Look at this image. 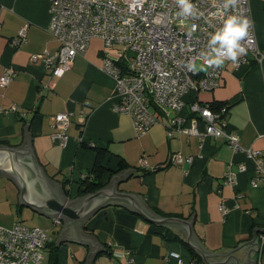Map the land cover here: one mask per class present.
<instances>
[{
  "label": "crops",
  "instance_id": "0c3cea01",
  "mask_svg": "<svg viewBox=\"0 0 264 264\" xmlns=\"http://www.w3.org/2000/svg\"><path fill=\"white\" fill-rule=\"evenodd\" d=\"M48 9L49 0H0V76L6 68L15 71L12 81L0 87V142L20 147L28 136L45 176L68 199L86 195L77 194L78 180L94 166L99 148L106 185L120 172L133 170L118 182V190L141 195L158 216L188 219L193 213V233L207 252L225 253L250 241L254 226L264 228V187L251 185L257 174L255 159L248 158L244 150H232L224 138H169L162 123L136 136L130 117L114 110V80L100 69L108 51L101 39H92L85 52L76 55L71 69L53 78L43 62L30 61L31 55L58 50L59 44L48 30ZM249 9L257 45L264 51V0H249ZM25 25L24 41L12 45ZM247 59L236 69L226 61L216 89L186 94L184 113L192 101L228 105V129L236 133L242 149L262 152L264 166V58L260 63L251 55ZM11 105L17 110L1 111ZM62 112L70 113L63 144L53 138L57 132L54 115ZM198 128L203 131V123ZM178 152L192 156L193 162L171 163V156ZM141 157L145 166L139 162ZM120 162L127 167L113 172ZM239 163L245 166L243 171H238ZM229 166L236 173L234 184L225 183ZM1 180L0 227L33 222L38 217L37 227L52 235L40 264H84L90 245L68 240L56 245L65 223H54V218L20 203L18 186L6 176L0 175ZM220 204L229 209L225 216L218 209ZM150 224L128 208L104 205L82 225V232L93 234L104 247L90 264H191L192 257L181 242L151 232ZM165 228L184 239L180 229ZM252 257L255 263L264 264V247Z\"/></svg>",
  "mask_w": 264,
  "mask_h": 264
},
{
  "label": "built area",
  "instance_id": "2783aa9c",
  "mask_svg": "<svg viewBox=\"0 0 264 264\" xmlns=\"http://www.w3.org/2000/svg\"><path fill=\"white\" fill-rule=\"evenodd\" d=\"M192 3L200 13L196 18L178 16L176 0H49L48 30L58 42V50L54 54L44 51L31 55L30 61L43 62L51 76L58 78L71 69L76 55L84 53L92 39H101L108 51L103 54L100 69L114 80L117 93L114 110L130 117L136 136L162 123L169 138L175 135L197 136L201 141L208 137L224 138L232 150H244L248 158L255 159L257 174L251 185L264 187L262 152L241 148L236 133L228 129L226 105L213 109L208 103L192 101L188 113H184L186 94L212 91L220 86L222 67L193 72L187 65L192 60L203 65L199 53L206 50L210 34L221 26L227 14L249 21L247 37L242 41L246 52L235 62L227 60L232 68L246 64L247 55L258 63L264 58V51L257 45L249 0H234L226 13L224 0H192ZM25 37L26 25L19 29L11 44L16 46ZM14 76V69L6 68L0 76V87H6ZM16 110V105L1 109L5 113ZM54 122L57 132L53 138L63 144L70 113L55 114ZM200 122L203 131L198 128ZM145 161L144 157L139 159L142 166ZM170 162L192 163L193 157L178 152L171 156ZM230 169L229 166L225 183L234 184L236 173ZM244 169L239 163L238 171ZM218 209L223 216L229 210L223 204ZM54 223L60 220L54 219ZM50 242L52 235L40 227L22 222L9 228L0 227V264H40ZM257 244L256 249L261 252L264 232Z\"/></svg>",
  "mask_w": 264,
  "mask_h": 264
},
{
  "label": "water",
  "instance_id": "95a60500",
  "mask_svg": "<svg viewBox=\"0 0 264 264\" xmlns=\"http://www.w3.org/2000/svg\"><path fill=\"white\" fill-rule=\"evenodd\" d=\"M24 139V145L20 147L0 144V175L6 176L18 186L20 203L38 213L65 223L57 237L56 245L62 240L90 245L84 264H90L94 254L99 250H104V247L93 234L82 232V225L94 212L106 204L128 208L150 223L180 229L184 233L186 244L201 258L204 264L258 263V261L255 263L252 254L258 252L256 237L258 233L264 232L261 227L255 228L254 226L252 228L253 237L250 241L243 243H247L246 247H240L242 244L225 253H209L200 245L193 233V213L188 219L158 216L145 204L141 195L118 190V182L127 178L133 170L127 169L120 172L106 186L93 193L68 199L62 193L61 188L54 185L45 176L42 166L32 152L28 136ZM254 245H257V249L252 248ZM214 255H220L215 257L220 259L210 261ZM244 258L245 261H243Z\"/></svg>",
  "mask_w": 264,
  "mask_h": 264
},
{
  "label": "clouds",
  "instance_id": "9594fccd",
  "mask_svg": "<svg viewBox=\"0 0 264 264\" xmlns=\"http://www.w3.org/2000/svg\"><path fill=\"white\" fill-rule=\"evenodd\" d=\"M234 3V0H224V11ZM177 15L183 18H196L200 13L196 10L192 0H176ZM223 15V13H222ZM249 21L238 15L227 14L222 24L209 36L206 50L199 56L203 59V65L195 60L188 63L189 70L196 72L205 68H220L227 60L235 62L237 58L245 54L242 41L247 37ZM257 241V237H256Z\"/></svg>",
  "mask_w": 264,
  "mask_h": 264
},
{
  "label": "trees",
  "instance_id": "16d2710c",
  "mask_svg": "<svg viewBox=\"0 0 264 264\" xmlns=\"http://www.w3.org/2000/svg\"><path fill=\"white\" fill-rule=\"evenodd\" d=\"M208 104L213 109H219V107L226 105L223 103H208ZM226 106L228 109V105H226ZM0 143L7 144L6 142H0ZM96 152H97V154H96V161H95L94 166L92 167V169L90 171H88L86 173V176L84 178H81L78 180V184H79V188L77 190L78 195L93 193V192L97 191L98 189L104 187L106 185V183L108 182V179L106 181H103V177H104V173H105L106 169L104 168V166H102L100 164V158L102 156V150L98 148L96 150ZM126 167H127V164L120 162L118 164L117 170H115L113 172H118V171H120ZM110 176H111V174H110ZM62 186L65 189L64 183H62ZM81 187H83V188L81 189ZM262 229H264V228H262ZM150 231L153 233H156L158 235H161L166 240H174V241L181 242V244L184 245V247L188 250V252L190 253V255L192 257L191 263H193V264L203 263L201 261V258L186 244L185 240L180 237L179 233H176L174 231L172 232L168 228L158 226L155 224H150ZM259 235L260 234L258 233L257 234V240L259 239ZM49 244H51V243H48V245ZM263 247H264V245H263Z\"/></svg>",
  "mask_w": 264,
  "mask_h": 264
},
{
  "label": "rangeland",
  "instance_id": "374dc122",
  "mask_svg": "<svg viewBox=\"0 0 264 264\" xmlns=\"http://www.w3.org/2000/svg\"><path fill=\"white\" fill-rule=\"evenodd\" d=\"M196 63L200 64L199 61H197ZM201 71H203V70H201ZM2 183H4V180H1L0 186ZM39 221H40V219L38 217H36L35 221H33V222L32 221H27V222L24 221L23 223L26 224L27 226H30V227H37V226H40Z\"/></svg>",
  "mask_w": 264,
  "mask_h": 264
}]
</instances>
